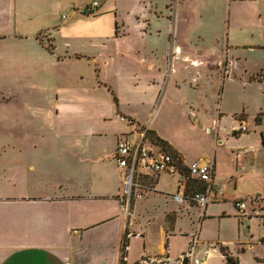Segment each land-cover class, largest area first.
<instances>
[{
    "label": "crops",
    "instance_id": "1",
    "mask_svg": "<svg viewBox=\"0 0 264 264\" xmlns=\"http://www.w3.org/2000/svg\"><path fill=\"white\" fill-rule=\"evenodd\" d=\"M66 2L0 0L4 63L25 77V106L46 102L53 115L52 127L35 138L0 142V149L26 151L0 159V264H145V257L162 260L154 264H182L187 255L188 264H213L217 253L226 264L222 249L236 259L224 241L205 234L208 221L240 218L235 191H224L222 198L213 193L204 208L169 195L196 188L186 176L198 160L215 162L214 182L225 189L219 146L228 145L238 166L249 162V149L238 144L249 137L248 107L243 104L228 119L221 90L238 76L247 85L264 83L252 82L244 65L245 50L264 49V0H104L91 16L77 15L82 5L73 1L72 16L60 20ZM236 66L244 67L242 76ZM165 110L193 117L192 131L160 127L156 118ZM260 113L263 108L252 116L257 128L264 123L255 121ZM243 114L246 119H238ZM242 123L247 132L240 131ZM143 128L169 144L181 167L160 175L157 192L136 200L126 216L119 201L124 172L115 152L123 137L136 143ZM194 130L212 144L213 155L193 144ZM258 131L263 148L264 133ZM144 145L159 148L147 138ZM138 206L147 214L162 209L156 233L150 226L157 219H141ZM246 244L237 238V253Z\"/></svg>",
    "mask_w": 264,
    "mask_h": 264
},
{
    "label": "rangeland",
    "instance_id": "2",
    "mask_svg": "<svg viewBox=\"0 0 264 264\" xmlns=\"http://www.w3.org/2000/svg\"><path fill=\"white\" fill-rule=\"evenodd\" d=\"M73 1L82 5L81 11H79L77 15L91 16L97 14L98 11L96 12L94 10L93 12H88L86 10L87 7L95 2L98 7L104 0H67L63 8L59 7L60 20L63 16H66V19L67 16H72L74 12L72 8ZM260 6L263 7L264 3L261 2ZM54 20L57 21L58 18L55 17ZM44 37L46 36L41 35L39 39L48 46L49 43ZM260 41L264 43V37L261 38ZM108 45L115 44L108 43ZM4 49L8 50V46L0 44V142L13 140L14 142L15 140L18 142L19 140L17 139L21 137H29L28 140H31L35 138L41 130L52 127L53 115L50 113L46 102L29 103V106H25L23 100L25 94H22L20 91L22 88V81L20 78L25 77L19 75L18 71L14 69V65L9 69L7 64L4 63ZM244 55L247 58L244 65L246 69H248V72H252L250 76L251 81L264 82V49L245 50ZM228 57H230V54ZM83 61L84 60H82V62ZM243 68L244 67L240 66L239 69H237L236 66V70L238 71L237 74L240 76H242ZM43 77L46 78L45 73H43ZM238 77L226 80L225 84L222 86L221 99L223 100L222 102L226 115L232 111L239 110L243 104H246L248 107L246 110L250 118V132L245 135L249 137L243 138L238 144H240L239 146H244L246 149H249L247 150L249 154L244 157V159L249 162L245 167L238 166V160L236 158L234 159L231 154H229L230 151L228 150L227 144L225 146H219L217 161L218 159L220 161V174L228 176L227 183H225L226 190L223 188V184L221 186L223 188H221L222 191L231 193V196L236 193L238 199L245 203L247 215L245 217L238 215L240 218L237 220L234 218H226L208 221L211 225L208 227L210 231H207L205 234L209 240L224 241L230 253L234 254V257H237L236 259H239V264H264V147H261V134L260 131H258L261 129L262 133H264V123L261 128H257L252 118L258 109H264V83H250L247 85L243 77ZM9 93L12 94V96H8ZM162 93H164V91H162ZM208 93L209 95L212 94L211 91ZM161 116L162 118H156L158 119L157 122L160 124V127L172 133L174 129L177 127L179 128V126L192 131L191 124L195 122L194 118L191 116L186 118H182L181 116L177 117L172 115L169 110H165ZM263 116V113L258 114L255 121L258 123L262 119L264 120ZM230 117L231 115L229 114L228 119L231 120ZM238 119L245 120V114L240 115ZM199 127H201V125H199ZM254 129L257 130L254 131ZM192 134L194 135L193 144L199 143L204 149H209L208 154L213 155V146L208 142L207 138L204 137L203 133L200 130H194ZM224 136L225 132H221L219 135L221 139H223ZM210 137H214V132H212ZM262 137H264V135ZM232 146H234V152H237L238 146L235 144ZM250 147H255V151L250 149ZM185 149L190 153L194 151L192 146L185 147ZM20 156H26V151L20 154L19 150L0 149V159L3 157L12 158ZM230 174L235 175L232 180ZM170 184L172 183L168 180L167 185ZM227 196L230 195L227 194ZM140 210L141 206H138L137 211L141 214V219L144 220L148 216H154L155 219H157L156 222L150 226V231L156 233L162 209H149L150 214L140 212ZM133 217L134 216H131V220H133ZM219 223H221V229ZM237 238H241V240L247 242L246 245L242 246L244 249L243 252L239 251V253H237L236 251ZM217 255H214L216 258H212L211 263L221 264V259L217 258Z\"/></svg>",
    "mask_w": 264,
    "mask_h": 264
},
{
    "label": "built area",
    "instance_id": "3",
    "mask_svg": "<svg viewBox=\"0 0 264 264\" xmlns=\"http://www.w3.org/2000/svg\"><path fill=\"white\" fill-rule=\"evenodd\" d=\"M97 3L87 7L88 12L96 9ZM126 121L125 118H120ZM248 128L245 123L240 126L241 132H247ZM141 138L134 144L126 137L118 141L115 160L118 167L123 170V187L119 196L122 211L126 216H130L132 205L136 200L141 199L146 194L157 192L156 181L164 173L176 174L179 172L180 157L174 158L172 154L164 148L158 146L157 150L149 149L144 145L147 138V129L141 130ZM154 145V144H153ZM157 146V145H156ZM181 165V164H180ZM215 162L198 160L189 165L187 168L186 178L193 181L196 188L192 191L175 192L169 196L176 203L190 201L199 207H206L215 193L217 198H222V189L214 182ZM236 206L242 217L247 215L246 205L243 202H237ZM197 243V234H193V246ZM127 244H123V253ZM191 253V251H190ZM169 259L167 258L166 261ZM161 259L145 257L142 262L145 264H154Z\"/></svg>",
    "mask_w": 264,
    "mask_h": 264
},
{
    "label": "trees",
    "instance_id": "4",
    "mask_svg": "<svg viewBox=\"0 0 264 264\" xmlns=\"http://www.w3.org/2000/svg\"><path fill=\"white\" fill-rule=\"evenodd\" d=\"M47 48L51 51L52 50V44H48ZM147 139L154 145H157V146H160L162 148H164L167 152H169L170 154H172V156L174 158H177L179 157L177 155V153L169 146V144L160 139L159 137L155 136L153 133L147 131ZM179 164V167H181V163H178ZM125 241H124V245H125ZM221 252L223 253V255L225 256L226 258V264H238L237 260L232 258L224 249L221 250ZM125 253V252H124ZM124 253H123V256H124Z\"/></svg>",
    "mask_w": 264,
    "mask_h": 264
},
{
    "label": "water",
    "instance_id": "5",
    "mask_svg": "<svg viewBox=\"0 0 264 264\" xmlns=\"http://www.w3.org/2000/svg\"><path fill=\"white\" fill-rule=\"evenodd\" d=\"M189 256H190V255H187L186 257H184V258L182 259V264H188V263H189Z\"/></svg>",
    "mask_w": 264,
    "mask_h": 264
}]
</instances>
